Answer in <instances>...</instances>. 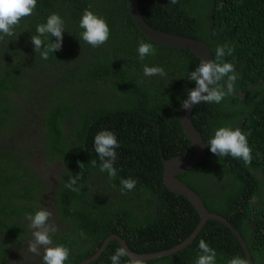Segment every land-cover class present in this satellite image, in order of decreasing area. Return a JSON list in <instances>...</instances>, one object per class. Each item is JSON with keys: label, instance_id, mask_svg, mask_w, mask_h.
Segmentation results:
<instances>
[{"label": "trees", "instance_id": "16d2710c", "mask_svg": "<svg viewBox=\"0 0 264 264\" xmlns=\"http://www.w3.org/2000/svg\"><path fill=\"white\" fill-rule=\"evenodd\" d=\"M137 4L150 27L205 42L215 60L218 45L234 49L219 62L234 65L235 92L218 104H198L192 122L205 144L221 127L239 128L252 150L251 164L246 167L230 155L218 157L206 146L202 162L177 178L200 196L208 212L239 232L253 264H264V0ZM85 10L109 27L108 41L99 47L81 39L79 21ZM53 13L64 21L63 43L44 60L35 53L31 37ZM50 39L55 42V37H42L45 46ZM141 41L156 53L143 61L137 51ZM199 64L189 51L146 39L129 15L127 0H37L14 35L0 41V264H10L14 255L42 264L43 251L39 256L27 251L32 231L26 216L46 209L44 205L58 229L51 246L70 250L64 264L90 258L112 235L131 251L150 254L193 233L199 215L185 197L165 187L162 162L193 153L179 114L195 83L188 80L189 73ZM144 66L162 67L167 76L146 77ZM226 82L227 77L219 83ZM102 130L113 132L120 144L112 179L100 171L94 151V137ZM39 163L58 166L57 179L43 177ZM81 172L80 190L67 188ZM127 178L136 180V187L121 194L120 181ZM201 239L216 251V264L234 257L246 260L232 231L208 220L184 249L134 263L124 255L120 264H196L203 254ZM120 248L118 241L109 242L90 264H112L110 258Z\"/></svg>", "mask_w": 264, "mask_h": 264}, {"label": "clouds", "instance_id": "9594fccd", "mask_svg": "<svg viewBox=\"0 0 264 264\" xmlns=\"http://www.w3.org/2000/svg\"><path fill=\"white\" fill-rule=\"evenodd\" d=\"M36 2L37 0H0V41H3L5 37H11L14 35V28L18 26L22 18L32 15L33 10L36 8ZM168 2L174 5L178 3V0H168ZM79 28L83 29L81 33V39L92 47H99L108 41L110 30L106 21L96 16L90 10L84 11L79 21ZM64 32V21L58 14H51L47 18L46 23L39 24L36 26L37 35H32L31 37V43L34 46L35 53L38 52L41 56V59L47 60L49 58V53H54L62 48ZM45 36H49L51 38L55 37V42H51L50 39L48 44L45 46L44 41L42 40V37ZM137 51L139 59L141 61H143V59L148 55L156 54L155 49L152 47V45L144 43L143 41L139 43ZM233 51L234 49L231 46L225 44L222 46H217L216 60L214 59L212 51V61H203L195 55L196 58L200 60V64L196 67L195 71L189 73L188 76V80L193 81L195 83L192 88L188 90V93L184 101H182V105L180 108L181 112V109L184 108L185 110H187L193 105L190 112L191 121L193 109L198 104H218L224 99L226 95H232L235 92L234 83L238 78V74L235 73L234 65L226 62H219L221 61V58L225 56L226 53L227 55H231ZM143 74L146 77L167 76L165 70L159 66H144ZM225 77H227L226 85H220L219 82L224 80ZM205 146L209 148L211 153L215 154L218 157H225L230 155L232 158L242 159L246 167L250 166L251 164L252 150L248 145L246 135L242 133L239 128H236L234 130L230 127L219 128L215 131L214 136L210 139L207 144H205ZM119 147L120 144L117 141V137L111 131L102 130L97 133L94 137V151L98 155L101 162L100 171L106 172L110 179L115 178L117 175V170L113 165L117 159L116 149ZM92 164L95 166L96 161H92ZM36 166L39 169V173L41 175L43 174L41 172L40 167L50 170L47 172L46 175H44L46 179L52 178L53 174H58V166H54V168H51L45 163H39L36 164ZM79 167L83 169V164H80ZM81 177L82 172L76 176H73L65 186L72 191H79L80 188L77 185V181ZM120 184L121 194H125L126 192H131L135 189L137 181L132 178L121 179ZM51 216L52 213L46 209H40L36 211L34 215L30 214L26 216V220L28 221V227L32 231V234H30L29 236V242L27 243V251L38 256L41 255V251H43L42 264H64V262L68 260L70 250L62 245L55 247L51 246V235L57 232L58 230L55 223L49 222ZM2 231L3 235L6 238L9 234L6 232L5 227ZM12 243L13 242L11 241V245ZM199 249L203 254L198 257V259L196 260V264H216V251L210 248L209 245L203 239L199 241ZM126 254L127 253L124 248L121 247L120 249H117L116 253L110 258L112 264H120V258ZM126 257L131 261V259L127 255ZM13 258L16 261H21L22 264H24V262L29 259H25L24 256H20L17 258L15 255L13 256ZM136 261L131 262L134 263ZM228 264H248V261L240 257H234L228 261Z\"/></svg>", "mask_w": 264, "mask_h": 264}, {"label": "water", "instance_id": "95a60500", "mask_svg": "<svg viewBox=\"0 0 264 264\" xmlns=\"http://www.w3.org/2000/svg\"><path fill=\"white\" fill-rule=\"evenodd\" d=\"M137 3L138 0H127V8L135 27L146 39L162 47H171L190 51L203 61H212V54L210 48L204 42L179 36L176 34L163 32L150 27L141 17ZM192 107L187 110H185L184 108L181 109L180 125L184 134L186 135L187 140L193 146V154L185 156H176L168 160H163L162 179L165 187L171 193L185 197L193 206L195 211L198 213L200 221L193 233L186 240L172 248L148 255H140L131 252L124 240H122L119 236L112 235L105 239L101 247L94 255L79 264H90L93 261L97 260L104 252L109 242L113 240H116L120 243L121 247L126 250V255L131 259V261L154 260L169 256L188 246L197 237L198 233L201 231V229L208 220L217 221L228 227L236 237L240 246L242 247L248 264H253L247 245L239 234V232L233 226H231V224L225 218L217 214L208 212L200 196L197 195L191 188H189L185 183H183L177 178V175L183 174L196 167L205 156V143L201 134L193 126L190 118V112Z\"/></svg>", "mask_w": 264, "mask_h": 264}, {"label": "flooded vegetation", "instance_id": "af4514ba", "mask_svg": "<svg viewBox=\"0 0 264 264\" xmlns=\"http://www.w3.org/2000/svg\"><path fill=\"white\" fill-rule=\"evenodd\" d=\"M39 166V165H38ZM59 174H53V176H52V178H53V180H55V178L58 176ZM57 179V178H56ZM44 207L46 208V210H48V211H50L51 212V210H50V207H48L47 205H44ZM54 221L55 220H53V219H50V223H54ZM10 246H11V242H10ZM33 262H35V261H33ZM33 262H31V264L33 263ZM30 264V259H28V261L26 260L25 262H24V264ZM35 263H37L38 264V262H35ZM10 264H22V262L21 261H16V260H14V258L12 257V259H11V262H10Z\"/></svg>", "mask_w": 264, "mask_h": 264}, {"label": "rangeland", "instance_id": "374dc122", "mask_svg": "<svg viewBox=\"0 0 264 264\" xmlns=\"http://www.w3.org/2000/svg\"><path fill=\"white\" fill-rule=\"evenodd\" d=\"M40 168H41V172H42V174H43V175H42L43 177H45L44 175H46L47 172L50 171L49 169H46V168H42V167H40Z\"/></svg>", "mask_w": 264, "mask_h": 264}]
</instances>
